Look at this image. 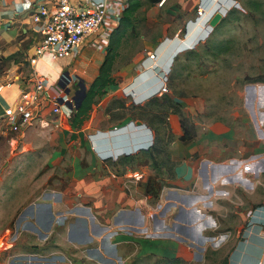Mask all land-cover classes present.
I'll list each match as a JSON object with an SVG mask.
<instances>
[{
  "label": "crops",
  "instance_id": "1",
  "mask_svg": "<svg viewBox=\"0 0 264 264\" xmlns=\"http://www.w3.org/2000/svg\"><path fill=\"white\" fill-rule=\"evenodd\" d=\"M102 1L70 4L82 12ZM105 2L112 11L101 28L76 54L54 60L48 53L37 56L41 26L31 17L41 4L55 13L56 0H0V127L9 128L6 117L22 95L44 80L46 100L22 136L35 145L32 136L37 134L39 143L44 139L51 146L43 167L50 175L26 187L32 194L35 189L40 193L36 200L22 202L28 204L18 218L23 238L10 244L6 262L0 264H207V253L217 257L223 252L226 264H264V143L256 135L247 130L241 136L236 126L223 121L200 122L202 112L196 113L192 102L160 93L158 76L150 75L137 88L135 105L151 100L165 105L172 140L165 164L141 173L130 166L143 149L130 152L119 147H132L143 128L129 116L120 121L112 117L120 99L134 95L114 74L115 84L80 129L71 127L68 107L54 113V100L66 96L59 85L62 76L69 73L89 87L105 61L110 34L128 0ZM160 64L157 74L165 71V64ZM134 72L139 73L138 65ZM181 116L195 128L190 141L180 140ZM127 122L132 126L117 132ZM152 130V146L145 152L157 161ZM126 156L131 159L123 161ZM27 194L31 195L25 191L24 197ZM17 211L8 217L14 219Z\"/></svg>",
  "mask_w": 264,
  "mask_h": 264
},
{
  "label": "rangeland",
  "instance_id": "2",
  "mask_svg": "<svg viewBox=\"0 0 264 264\" xmlns=\"http://www.w3.org/2000/svg\"><path fill=\"white\" fill-rule=\"evenodd\" d=\"M143 1L144 5L137 14L136 35L124 42L113 73L124 85L123 89L130 88L134 95L120 99L121 105L117 106L112 117L120 121L118 119L129 116L130 122L148 123V128L155 130L152 133L157 161L155 158L150 160L149 152H145L151 145L139 151L137 161L130 166L132 170L149 173L159 168V162L165 164L169 141L172 140L165 105L153 103V100L143 106L134 102L137 88L144 79L155 76L152 68L149 70L141 65L148 53L157 52L155 65L165 64L168 93L192 102L196 113L202 112L198 115L200 122H227L236 126V132L241 136H246L249 130L256 135L258 142L264 143V0H161L157 4ZM211 8L214 10L206 21ZM201 10L204 11L202 15ZM221 10L225 11L223 19L213 30L210 29V20ZM178 41L187 44L169 65L166 59L170 47ZM135 65H138L139 73L134 72ZM145 72L147 75H143ZM125 73H128L127 81ZM71 89L76 90L77 84ZM56 108L54 105V113H62L56 112ZM178 108V104L173 107L176 112ZM171 110L169 105L168 111ZM67 112L74 113L71 110ZM35 126L34 129L39 127ZM33 128L29 130L33 131ZM23 133L0 127L1 263L6 262L10 244L16 242L17 237L20 241L23 238L18 218L28 204L22 202H27L30 197V201H34L40 193L35 189L32 194L26 187L50 175L43 171L48 160L46 154L50 151L48 148H51L50 141L43 139L40 144L37 134H33L32 141L36 144L31 145V140L24 138ZM32 150L35 153L31 155ZM122 158L119 157L117 162ZM25 191L31 195L24 197ZM13 210L18 211L16 217L10 219L8 216ZM207 255V264H219L227 257L226 252L217 257L216 253Z\"/></svg>",
  "mask_w": 264,
  "mask_h": 264
},
{
  "label": "built area",
  "instance_id": "3",
  "mask_svg": "<svg viewBox=\"0 0 264 264\" xmlns=\"http://www.w3.org/2000/svg\"><path fill=\"white\" fill-rule=\"evenodd\" d=\"M163 3V2H162ZM56 12L51 14L46 4H41L36 7L32 15V20L35 24L41 26L39 33L41 40L36 48L37 56L50 54L54 60H61L70 55L76 54L83 46L88 37L96 33L105 23L108 14L112 11L111 6L104 1L97 8L87 11H78L70 4V0H56ZM204 11H200L202 15ZM121 17V16H120ZM118 17V21L120 20ZM157 52L148 53L143 64L149 63L148 69L152 68L154 74L159 78V92L168 93V76L167 71H160L157 74L155 65L157 61ZM153 65V66H152ZM155 65V66H154ZM46 84L44 80L36 82L35 90L26 92L20 98L15 110L6 117V123L10 130L23 132L32 125L36 119L37 113L40 112L42 103L46 100ZM60 99L64 102L70 100L69 95L55 99L57 108L56 112H62ZM66 107V106H65ZM68 111H70L68 109ZM136 179H141L142 176L136 175Z\"/></svg>",
  "mask_w": 264,
  "mask_h": 264
},
{
  "label": "trees",
  "instance_id": "4",
  "mask_svg": "<svg viewBox=\"0 0 264 264\" xmlns=\"http://www.w3.org/2000/svg\"><path fill=\"white\" fill-rule=\"evenodd\" d=\"M150 1L152 4H157L161 0ZM143 5V0H128L127 6L120 17L118 26L110 34L106 58L100 67L99 74L93 83L87 88V95L80 110L77 113H73L71 120L72 128L80 129L82 127L84 122L90 117L95 105L107 95L110 87L115 84L113 73L115 64L120 55V49L129 37H134L136 35L137 14ZM181 129V141H190L196 136L194 126L184 116H181ZM129 159H131V156H126L123 161H128ZM226 263L227 258L223 260L222 264Z\"/></svg>",
  "mask_w": 264,
  "mask_h": 264
},
{
  "label": "water",
  "instance_id": "5",
  "mask_svg": "<svg viewBox=\"0 0 264 264\" xmlns=\"http://www.w3.org/2000/svg\"><path fill=\"white\" fill-rule=\"evenodd\" d=\"M213 10H214V8L210 9V11H209L210 13H208L206 16V19H205L206 21L209 20V15L212 13ZM224 13H225V11L221 10L219 13H217L210 20V27H209L210 29L213 30L221 22V20L223 19ZM191 40L192 39H190V41ZM184 43L182 44L181 41H178V43H175L174 45H172L170 47L169 54H168L167 59H166V63H168L169 65H171L173 63L174 58L177 56V54L179 52H181V50L183 49V46L187 44V43H185V44ZM73 82H76L77 89L74 91V95L72 97V100L64 102L63 99H60V103L62 105L67 106L71 111H74V113H77L80 110V108L83 104V101L87 95V86H86L85 82L78 77H71L69 73H65L62 76L59 85L61 86V88L64 89L65 93L67 95H69L72 93V89L70 88V85ZM130 126H132V123H130L128 126H125L123 128L118 129L117 132L120 133V132L126 131V129H128ZM136 126H140L143 128V133L140 137L141 139L132 142V144H131L132 147L130 146L131 149H130L129 145H125V144L121 145L120 144L119 147L122 150H124V151L127 150L130 152L131 151L133 152L135 150L147 149L152 145V134H151L150 129L146 128L145 125H143L141 123H137Z\"/></svg>",
  "mask_w": 264,
  "mask_h": 264
}]
</instances>
